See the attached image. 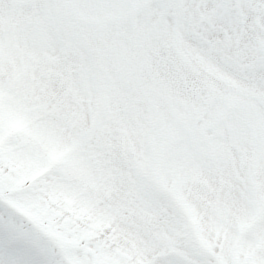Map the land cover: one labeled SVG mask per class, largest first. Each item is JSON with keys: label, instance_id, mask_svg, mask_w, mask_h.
<instances>
[{"label": "snow or ice", "instance_id": "6c2138e0", "mask_svg": "<svg viewBox=\"0 0 264 264\" xmlns=\"http://www.w3.org/2000/svg\"><path fill=\"white\" fill-rule=\"evenodd\" d=\"M0 264H264V0H0Z\"/></svg>", "mask_w": 264, "mask_h": 264}]
</instances>
